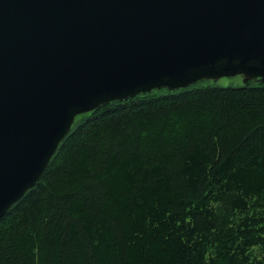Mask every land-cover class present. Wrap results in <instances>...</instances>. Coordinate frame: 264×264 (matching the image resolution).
Returning a JSON list of instances; mask_svg holds the SVG:
<instances>
[{"label": "trees", "instance_id": "16d2710c", "mask_svg": "<svg viewBox=\"0 0 264 264\" xmlns=\"http://www.w3.org/2000/svg\"><path fill=\"white\" fill-rule=\"evenodd\" d=\"M0 264H264V83L80 115L0 218Z\"/></svg>", "mask_w": 264, "mask_h": 264}, {"label": "water", "instance_id": "95a60500", "mask_svg": "<svg viewBox=\"0 0 264 264\" xmlns=\"http://www.w3.org/2000/svg\"><path fill=\"white\" fill-rule=\"evenodd\" d=\"M236 76L264 83V0H0V218L77 116Z\"/></svg>", "mask_w": 264, "mask_h": 264}, {"label": "rangeland", "instance_id": "374dc122", "mask_svg": "<svg viewBox=\"0 0 264 264\" xmlns=\"http://www.w3.org/2000/svg\"><path fill=\"white\" fill-rule=\"evenodd\" d=\"M244 85L243 78L241 76L231 77V78H222L217 81H207L204 82L200 81L193 85V88H199V87H206V86H214V87H239ZM168 91L166 89H159L154 90L155 94H166ZM170 92V91H169ZM80 116V115H79ZM79 116L75 118L74 122H77L79 119ZM82 118V117H81Z\"/></svg>", "mask_w": 264, "mask_h": 264}]
</instances>
